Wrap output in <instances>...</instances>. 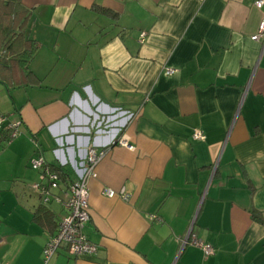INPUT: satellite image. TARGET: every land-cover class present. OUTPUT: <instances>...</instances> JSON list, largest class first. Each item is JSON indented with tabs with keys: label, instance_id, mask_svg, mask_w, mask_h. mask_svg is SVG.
<instances>
[{
	"label": "crops",
	"instance_id": "0c3cea01",
	"mask_svg": "<svg viewBox=\"0 0 264 264\" xmlns=\"http://www.w3.org/2000/svg\"><path fill=\"white\" fill-rule=\"evenodd\" d=\"M19 1L40 45L29 63L38 81L0 83V115L19 132L8 143L0 128V264H44L63 215L33 189L30 160L41 155L75 181L92 146L105 155L88 181L83 234L97 252L74 258L63 245L47 264H264V39L251 40L264 9ZM190 226L211 255L184 244Z\"/></svg>",
	"mask_w": 264,
	"mask_h": 264
},
{
	"label": "built area",
	"instance_id": "2783aa9c",
	"mask_svg": "<svg viewBox=\"0 0 264 264\" xmlns=\"http://www.w3.org/2000/svg\"><path fill=\"white\" fill-rule=\"evenodd\" d=\"M253 6L257 10L264 9V0H253ZM145 37V33H141L139 43H143ZM262 39H264V20L260 22L257 34L251 38L256 42ZM175 72L173 69H166L165 75H173ZM127 117L131 119L133 114H127ZM16 127V124L10 123L5 116L0 115V128L8 132V143L19 135ZM192 139L194 141H204L205 135L203 132L195 130ZM117 142L121 146H127L124 139H119ZM104 155V149L97 150L94 146L87 147L84 158L79 166L75 168L78 176L75 181H70L68 178L62 179L58 173L51 171L41 155L30 160L31 168L37 171L39 176V181L33 185V189L39 193L44 204L54 203L63 210L55 235L49 239L43 248L44 264H47L63 245L74 258L96 254L97 246L87 240L83 234V229L90 218L88 181L96 177L95 168ZM102 193L110 199L119 198L125 202L130 201V196L123 188L119 190L104 188ZM153 218V216H150V219ZM186 243L199 248L206 256L213 253L210 245L203 244L192 234L191 226L188 228L184 240V244Z\"/></svg>",
	"mask_w": 264,
	"mask_h": 264
},
{
	"label": "trees",
	"instance_id": "16d2710c",
	"mask_svg": "<svg viewBox=\"0 0 264 264\" xmlns=\"http://www.w3.org/2000/svg\"><path fill=\"white\" fill-rule=\"evenodd\" d=\"M29 17V11L21 7L19 0H0V83L9 88L19 87L28 80L38 81L29 70V63L40 48L26 34ZM48 166L62 179L66 178L60 168Z\"/></svg>",
	"mask_w": 264,
	"mask_h": 264
},
{
	"label": "rangeland",
	"instance_id": "374dc122",
	"mask_svg": "<svg viewBox=\"0 0 264 264\" xmlns=\"http://www.w3.org/2000/svg\"><path fill=\"white\" fill-rule=\"evenodd\" d=\"M18 137V136H17Z\"/></svg>",
	"mask_w": 264,
	"mask_h": 264
}]
</instances>
